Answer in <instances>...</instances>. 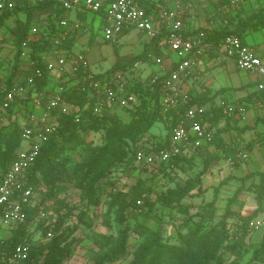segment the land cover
<instances>
[{
    "label": "trees",
    "instance_id": "obj_1",
    "mask_svg": "<svg viewBox=\"0 0 264 264\" xmlns=\"http://www.w3.org/2000/svg\"><path fill=\"white\" fill-rule=\"evenodd\" d=\"M138 1L146 9H150L152 6L149 4V0ZM47 9H54L59 14L63 13L61 5L54 0H47L32 8L18 7L16 9V12L20 10L26 12L27 19L24 29L19 30L15 40L17 41V52L14 63L11 64L12 77L18 73L21 44L32 25L33 10ZM8 17L9 14L4 13L0 18V24ZM260 17V14L252 15L247 20L238 23L235 28L226 26L220 30L207 31L216 44L220 43L230 33L238 34L244 41V34L248 30H256L264 25V21ZM71 23L69 21V25ZM61 29L64 30L66 27ZM61 29L56 28L51 23L49 38L33 42L32 57L37 65L44 70L43 77L37 82L39 89H45L50 85L49 72L42 63L41 54L44 51L51 50L50 40ZM159 39L160 37L153 38L151 42L145 45L140 54L133 56L129 61H116L101 77L147 58L150 52H159L157 44ZM159 86L150 87L141 83L131 85L132 91L137 95L138 102L130 108H124L122 111L118 110L110 116L106 115L104 118L92 116L89 110L82 114V120L79 123L75 121L73 115L60 117L57 132L43 145L38 159L28 170L29 184L41 195V200L34 206L25 204V222L12 228V235L9 238L2 237L9 252L3 264H15V262L12 263L9 260V256L12 255L14 247L27 236L33 241L36 233L46 236L49 230L54 232V238L34 243L28 259L20 264H65L87 238L96 248L90 250L94 257L93 264H221L223 257L219 254V249L222 247L225 238L230 237V235L236 236L233 244L229 245V250L236 255V258L228 264H241V259L249 248L246 243L247 237L252 232L248 229V223L253 219L264 217V172H252L242 177L229 175L221 181L219 187L214 189L213 199L206 204V210L212 212V214L218 200L220 186H223L232 178L240 182L232 198L227 202L222 219L217 225L220 228L219 230L218 227H215L209 232L200 234L204 228V223L200 222L191 233L182 236L179 243H170L163 238L161 230L152 231L146 235L147 226L136 221L137 215H141L143 209L146 207L152 208L156 203L155 200L151 199L155 189L150 180H154L157 176L162 174L163 177L168 176L169 180L172 181V170L178 167L190 170L195 166L197 160L201 161L203 167L194 177L186 179L183 183L178 181L175 187H170L160 194L163 203L177 206L193 190L199 189L202 176L210 169L213 162L222 158H232L234 166L240 163L237 157L239 153L237 146L223 141L222 133L227 131L228 127L218 129L213 141L202 148L197 155L192 157L179 156L168 162L159 163L154 167H144L146 172L152 173L150 180L147 177L138 176L136 181L129 184L128 189L118 193L113 192V189H117L119 184L117 177H114L119 169L135 171V169L141 168L136 165L135 161V153L141 146V138L144 134L149 133L155 123L162 122ZM64 98L81 105L87 100L86 93L77 89L68 90L64 93ZM208 100L207 97L204 99L193 97L190 105L204 106ZM123 111L129 114L127 121L122 118L121 113ZM227 116H234V114H225L221 103L212 102L205 110L206 121L214 127L218 126L222 120H226ZM176 119L177 116L174 114V120L176 121ZM171 128L172 125L165 124L166 141L164 144H168L170 140ZM102 131H105V133L101 143L95 144L86 140L87 135L90 133ZM259 138L264 139V134L254 139L252 143L249 142L245 150H251L254 144L258 143L256 140ZM21 142L22 129L18 123L0 127V181L15 159L16 150ZM158 145L161 146L162 144L159 142ZM76 148H80V160L74 159L71 155L72 150ZM187 163L188 166L184 167L183 165ZM256 175L259 177L258 182L247 185L246 182ZM41 186L45 190H39ZM104 187L109 189L107 196L110 198L106 212L110 213L117 207L115 218L120 224V228L117 230L116 235L103 233L96 229L95 216L97 214L95 211L92 212V208H98L102 205L100 191ZM71 188L80 192V201L85 204L84 207L77 208L66 199ZM248 190L254 192L256 209L246 217H239L244 221L243 224H235L230 221L233 217L231 205L242 192ZM76 209L79 210L77 214H75ZM43 210H54L56 212L54 213L56 218L53 223L47 225L46 221H38ZM54 214H52V217ZM202 214L204 215V213ZM212 214H209V216ZM69 219H72L73 226L71 223L65 225ZM130 220L136 222L130 224ZM81 226H85L89 230L88 234L83 237L73 236ZM133 234L137 236L135 242L131 241ZM206 243L209 245L203 248ZM244 264H264V238L260 245L253 249L251 259Z\"/></svg>",
    "mask_w": 264,
    "mask_h": 264
},
{
    "label": "built area",
    "instance_id": "obj_2",
    "mask_svg": "<svg viewBox=\"0 0 264 264\" xmlns=\"http://www.w3.org/2000/svg\"><path fill=\"white\" fill-rule=\"evenodd\" d=\"M46 1L0 0V18L4 13L9 14L2 25L13 19L18 7L32 8ZM54 1L61 5L63 13L59 14L54 9L33 11L34 21L21 44L18 73L14 77L11 76V64L6 67L8 68L6 72L0 70V127L18 123L22 129L21 145L0 181V225L8 228H14L17 224L25 222V204L34 206L41 200L40 194L29 184L28 170L38 159L43 145L57 132L61 116L73 115L75 121L79 123L82 114L89 110L92 116L104 118L118 110L130 108L138 102L131 85L135 83L150 87L160 85L162 122L164 127L165 124L172 125L170 140L168 144H164L166 136L160 140L150 132L146 133L142 136L141 146L135 153L137 166L154 167L179 156L197 155L202 148L213 141L217 132L216 127L206 121V108L190 105L193 97L189 80L201 56L212 53L219 61L233 59L239 70L258 76L261 79L260 88L264 89V60L255 48L243 41L241 36L230 33L216 44L207 30L185 34V16L188 9L184 4L185 0H174L175 7L157 2L150 9L143 7L138 0ZM200 1L204 4H218L219 11L225 19L227 13L239 7L240 2V0ZM72 10L101 15L100 28L104 32L106 42H116L117 37L124 31L136 29L150 39L160 37L158 46L168 48L176 55L177 60L168 73L151 74L146 79L141 78L140 72L144 61H137L101 77L91 68L88 46L77 52L64 46L71 31L79 33L88 31L80 21L69 25V13ZM21 11L23 10L19 12ZM51 23L56 28L66 27V29L59 30L50 40L52 49L41 54L42 63L49 72L48 79L54 84L39 89L37 82L43 77L44 70L32 57L33 42L49 38ZM225 23H228L227 19ZM24 27L25 22L22 21L18 28L22 30ZM5 40V34L0 32L1 47L6 45ZM11 44L7 46L9 54L13 57L10 59L13 64L17 48L13 40ZM147 60L154 62L162 70L165 69L162 56L150 52ZM73 89L86 93L87 100L83 105L64 98V93ZM222 106L228 115L246 112V107L241 103H222ZM174 114L177 116L176 121ZM159 142L161 146L158 145ZM238 149L237 157L247 160L248 151L242 150V147ZM227 162L234 165L232 158H228ZM39 190L45 189L41 186ZM52 214L54 213L50 210H43L38 221L51 224L56 218V214L53 217ZM69 223H72V219H69L65 225ZM261 228H264V217L253 219L248 223V229L252 231ZM54 236L52 230H49L46 236L38 234L33 241L27 236L14 247L9 260L15 264L24 262L28 259L34 243L50 240ZM8 255L7 244L4 238L0 237V264L5 262Z\"/></svg>",
    "mask_w": 264,
    "mask_h": 264
},
{
    "label": "crops",
    "instance_id": "obj_3",
    "mask_svg": "<svg viewBox=\"0 0 264 264\" xmlns=\"http://www.w3.org/2000/svg\"><path fill=\"white\" fill-rule=\"evenodd\" d=\"M224 1L227 2L229 0ZM157 2L175 7L174 0H149V4L152 6H154ZM184 4L188 7L185 16V34H194L200 30H220L226 26L235 28L238 23L247 20L252 15L257 14H260V19L264 21V0H240L239 7L236 10L227 13L226 19L228 23H225L226 19L221 15L218 4H204L200 0H185ZM90 17L92 19L91 22H93L95 17L92 14L78 12L77 10H72L69 13L71 22L80 21L86 28H88V31L83 33L71 31L69 34L70 36H68L64 42V46L75 52L82 50L84 46H88V57L91 63V68L99 75L105 74L116 63V61L121 60L127 62L133 56L140 54L144 50L145 45L152 40L148 38L146 34L137 30L139 33L138 38L136 41H132L128 44L124 38L136 29L127 30L124 34L122 33L117 37L116 42H112L113 47H111V55H119L121 45H126L128 46V57L126 59L120 58L114 60L111 62L110 67L103 72L95 71L93 69L94 65L101 63V61L106 58L102 52V44L110 42L98 39V35L95 33L93 26H90ZM15 20L17 21V19ZM6 24H10L9 20L5 23V25ZM18 27V23L17 26L11 25L10 31H13L15 36L17 35V31H19ZM12 40L14 39L12 38ZM244 42L255 48L260 57L264 60V25L256 30H248L244 34ZM132 43H139L141 47L137 51L132 52ZM158 49L159 52H153L158 56L163 57L165 69L162 70L154 62L148 61L147 58H143L140 60L144 61L141 65V78L146 79L151 74L156 73H168L175 64L177 58L173 52L169 51L168 48H160L159 46ZM2 52H0V56L3 55ZM5 52L3 56L6 54L8 58L6 56L5 58H7L8 61L13 59L12 56L9 58L10 54L8 49H6ZM5 60L0 58V64L3 65V67H0V70L2 71L4 68L2 61ZM123 68L124 67H121V69ZM160 69L161 71H159ZM260 80L261 79L258 76L252 73L239 70L233 59L219 61L216 55L212 53L203 55L197 60V63L193 68V76L191 80H189L192 97H197L198 99H204L206 97L209 98V100L204 104L206 109L212 104V102H215L216 104L241 103L246 107V112L244 114H234V116L229 117L227 116L226 120H222L220 124L216 126L217 131L220 128L228 127V130L222 133L223 141L232 143V145L237 146V148L242 147V150L246 149L245 147L249 142L252 143L254 139L264 134V89L260 88ZM52 84L54 83L50 82V85ZM152 135L156 136L154 134ZM158 138L161 140L164 137L158 136ZM256 141H258V143H255L251 150L247 149L249 150L247 160L238 158L240 163L236 166H231L227 162V159L222 158L213 162L210 170L216 172L219 171V173L221 172L223 179L229 175L242 177L252 172H264V144L262 143L264 142V139L259 138ZM231 180L238 182L234 178ZM231 180H229L228 183ZM258 180L259 177L256 175L249 179L246 184L248 185L252 182L256 183Z\"/></svg>",
    "mask_w": 264,
    "mask_h": 264
},
{
    "label": "rangeland",
    "instance_id": "obj_4",
    "mask_svg": "<svg viewBox=\"0 0 264 264\" xmlns=\"http://www.w3.org/2000/svg\"><path fill=\"white\" fill-rule=\"evenodd\" d=\"M93 15V14H92ZM95 20L93 22L90 17V26H93V29L95 33L98 35V39L104 40V32L102 28H100L102 23V16L101 15H94ZM27 13L24 11L16 12V15H14L13 19L9 20V23L12 26L18 24H21V22H26ZM17 19V21L15 20ZM34 21V20H33ZM2 25L0 27V32L5 34L6 40L5 44L2 47L0 46V52L3 53L6 51V49H9L7 45H12L11 41L12 38L14 39L13 42L16 40L17 36H15L13 31L11 30V25ZM9 26V27H8ZM9 28V30H8ZM138 31L133 30L131 33H129L124 39L127 41V43H131L132 41H136L138 38ZM106 42V41H105ZM17 41L14 42V45L16 46ZM111 43V44H110ZM110 43H103V49L102 52L106 56L101 63L94 65L93 69L95 71H105L107 70L111 62H113L116 59H126L128 56V46H122L121 51L118 54H112V42ZM120 44V43H119ZM5 46V47H4ZM133 47L132 52L137 51L141 45L139 43H132L131 45ZM79 50V49H78ZM6 53V52H5ZM1 55V59H7L5 56ZM3 56V57H2ZM11 54L9 58H11ZM4 64L3 71L6 72V70L9 67L11 61L8 59L5 61H2ZM2 65V64H1ZM3 67V65H2ZM3 72V73H5ZM122 118L124 121H127L129 119V114L127 112H122ZM151 134L156 135V137H164L166 136V129L164 127L163 122H157L154 124V126L149 131ZM105 131L99 132V133H90L87 135L86 140L94 142L95 144H99L103 141V135ZM163 138V139H164ZM74 159L80 160V148H76L72 150L71 154ZM250 161V160H248ZM245 163V162H244ZM250 163V162H249ZM233 166L232 164H230ZM184 167L188 166L187 164L183 165ZM203 165L201 161H196L195 166L187 170L186 168H176L175 170L171 171V174L173 176L172 181L169 180L168 176H164L161 174L157 176L154 180H150L152 177V173H148L144 170V167H141L140 169H135V171H132L131 169H119L114 177H117L119 180V184L117 186V189H113V192L118 193L121 191H124L125 189H128V186L130 183L137 180L138 176H144L147 177L150 180L151 185L154 186V193L151 195V199L155 200L156 203L153 205L152 208L146 207L143 209V213H140L141 215H137V220L139 223L145 224L147 226V234H150L152 231L161 230L163 233V238L170 243H179L182 236L187 235L191 233L195 228H197L198 224L200 222L204 223V228L201 230L200 234L209 232L211 229H215V227H218L220 220L222 219V215L225 212L226 205L228 200H230L237 189V187L240 185V183L236 182L235 180H231L229 183H226L223 186H220L219 188V194H218V200L213 208V214L212 212H208L206 210V204L210 202L213 199V192L216 187H219L222 176L221 172L219 173L213 170H208L203 176L202 180L200 182L199 189H195L191 192V194L182 200L180 205L177 206H170L166 205L162 202V198L160 194L162 192H165L170 187H175L177 185V182H184L186 179L190 177H194L199 171H201ZM245 167V166H244ZM243 167V168H244ZM101 192V198H102V205L98 208H92V212H96L95 216V223L97 224L96 229L97 231L103 232V233H113L114 235L117 234V230L120 228V224L118 223L116 217V208L115 207L110 213H107L108 208V202L110 201L109 196H107L109 189H105V187L100 191ZM66 199L69 200L70 204H73L77 208H82L85 206L83 202L80 201V192L77 189L71 188L67 193ZM41 197V195H40ZM72 205V206H73ZM56 207V206H55ZM57 208V207H56ZM256 209V200L254 198V192L251 190L244 191L240 194L239 198L235 201H233L231 205V213L232 218L230 221L234 222L235 224H243L244 221L240 219L239 217H246L250 213H252ZM65 211V210H63ZM53 213H56L54 210ZM79 213V210H75V214ZM204 213V215L202 214ZM209 214H212L209 216ZM203 215V216H202ZM135 220H130V224H134L136 222ZM73 222V221H72ZM72 224V223H71ZM73 226V224H72ZM220 229L219 227L217 228ZM12 228H8L6 226L0 225V237H9L12 235ZM89 230L85 228V226L79 227V229L73 234L75 237H83L84 235L88 234ZM38 234L36 233V237ZM230 234V233H228ZM139 237V236H138ZM236 236L230 235V237L225 238L222 247L219 249V254L223 257L221 264H228L232 260L236 258V255L232 253L231 250H229V245H232L234 242V239ZM264 238V228L258 229L256 231H252L250 235L247 237V246L248 252L242 257L241 264H244L248 262L251 259L252 251L255 247H258ZM131 241L135 242L137 241V236L132 235ZM209 245L206 243L203 248H206V246ZM95 246L91 243V241L87 238L84 240V242L81 244V246L78 247L77 252L65 262V264H93L94 263V257L92 253L90 252L91 249H94ZM96 249V248H95ZM215 264V263H211Z\"/></svg>",
    "mask_w": 264,
    "mask_h": 264
}]
</instances>
